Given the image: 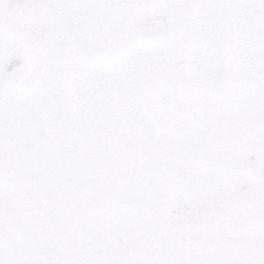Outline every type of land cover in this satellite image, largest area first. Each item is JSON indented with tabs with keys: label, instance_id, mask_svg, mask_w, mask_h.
Masks as SVG:
<instances>
[{
	"label": "snow or ice",
	"instance_id": "obj_1",
	"mask_svg": "<svg viewBox=\"0 0 264 264\" xmlns=\"http://www.w3.org/2000/svg\"><path fill=\"white\" fill-rule=\"evenodd\" d=\"M0 264H264V0H0Z\"/></svg>",
	"mask_w": 264,
	"mask_h": 264
}]
</instances>
